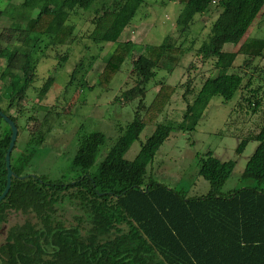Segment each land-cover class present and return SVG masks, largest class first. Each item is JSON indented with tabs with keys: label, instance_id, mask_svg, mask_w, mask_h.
Returning <instances> with one entry per match:
<instances>
[{
	"label": "trees",
	"instance_id": "trees-1",
	"mask_svg": "<svg viewBox=\"0 0 264 264\" xmlns=\"http://www.w3.org/2000/svg\"><path fill=\"white\" fill-rule=\"evenodd\" d=\"M11 1L0 0V18L4 15L2 6ZM96 1L22 0L16 21L8 27L10 38L16 42L10 44L8 39L0 45V59L6 61L0 83L9 79L0 91V111L17 128L9 158L13 176L8 193L0 201V264H264V111L258 133L243 137L235 150L240 154L249 141L258 143L240 177L254 180L256 186L221 195L235 161L221 162L212 153L200 158L198 169V175L209 183L206 195L187 197L146 175L148 164L169 134L193 131L212 97L229 100L245 90L251 95L243 100L253 111L259 108L260 88H251L255 75L249 73L244 80L243 75L229 70L238 55L243 56L245 67L264 59V38L243 40L264 7V0H173L186 9L181 33L212 6L218 10L205 40L194 53L203 62L212 61V71L197 92L190 89V80L186 81L182 120L156 123L176 91L163 77L156 81L157 90L142 116L135 114L93 171V159L105 143L101 132L79 138L71 168L80 174L72 182L45 181L25 172L49 130L39 125L17 151L19 133L25 131L18 120L25 114L26 91L36 77L37 55L57 57L65 63L67 56L59 50L74 41V26L68 18L71 13L89 10ZM142 3L144 0H117L113 7H103L92 20L90 41L116 45L106 54V65L98 76V85L104 89L110 80L108 70L116 72L114 59L122 64L133 47L130 43L120 44L119 38ZM227 44L238 48L226 52L223 47ZM189 50L167 40L144 46L131 63L128 77L134 85L123 93V98H145L146 84L157 71L165 69L169 74L178 61L174 54L180 58ZM52 51L55 53L50 55ZM89 67L90 63H77L67 84H72L77 75L82 80ZM52 84L50 76L43 81L38 100L45 97ZM81 84L84 86L83 81ZM11 109H16V116L9 112ZM32 120L36 119L30 116L26 122ZM42 123H48L46 114ZM153 123V132L132 162L123 172L117 171L130 145L146 125ZM10 134L0 116V194L6 184L4 161Z\"/></svg>",
	"mask_w": 264,
	"mask_h": 264
},
{
	"label": "rangeland",
	"instance_id": "rangeland-1",
	"mask_svg": "<svg viewBox=\"0 0 264 264\" xmlns=\"http://www.w3.org/2000/svg\"><path fill=\"white\" fill-rule=\"evenodd\" d=\"M21 1L12 0L2 6L4 15L0 18L1 46H4L8 39L10 44L16 42L10 38L12 35L8 27L12 21H16V10ZM116 1L97 0L89 10L70 14L67 22L74 26V41L59 50V53L65 52L67 56L65 63H61L57 57L42 58L37 55L36 77L33 86L26 91L23 102L25 114L18 120L20 126L25 127V131L19 133L17 151L21 150L29 134L39 125L49 130L25 169L28 174L37 175L50 182H72L80 174V171L71 168V160L77 150L79 138L90 132H101L105 136V143L93 159L90 172L93 171L120 136L121 130L133 120L135 114L142 116L157 90V80L162 81L165 77L167 84L176 87L170 101L157 118L156 123L159 124L180 122L186 106L182 98L186 90V81L190 80V89L197 92L210 75L212 61L203 62L200 58H196L194 53L205 40L206 33L218 14L216 7L212 6L208 13L196 17L195 22L181 33L179 28L186 12L182 4L173 0H144L119 38L120 44L130 43L133 47L128 54H123L125 60L122 64L114 59L116 72H112V69L108 70L110 77L108 88L104 89L102 85H98V76L106 65V54L113 52L116 45L93 44L88 35L93 29L92 20L103 10V7L111 8ZM255 18L243 40L264 38V7ZM165 40L173 43L175 47H190V50L180 58L178 54H174L178 61L169 74L165 69L157 71V74L146 84L145 98L125 100L123 93L134 85L133 80L128 77L131 63L144 46L161 44ZM237 48L238 46L227 44L224 45L223 50L231 52ZM54 53L52 51L50 55ZM80 61L90 63L87 73L82 80L77 75L72 84H67L74 67ZM242 62L243 56L238 55L229 72L243 75L244 80L249 73L255 75L251 88H260L257 94L261 99L259 108L253 111L243 100L251 95L245 90L236 92L229 100H224L221 96L212 97L193 131L169 134L146 168L148 178L187 197L206 195L209 183L198 175V169L200 158L212 153V156L221 162L235 161L230 177L219 192L221 195L225 196L229 191L241 187L256 186L254 180H242L240 177L248 157L252 155L258 143L249 141L240 154L235 150L243 137L258 133L262 125L264 59L253 61L250 67L243 66ZM5 65L6 61L0 59V72ZM255 66L256 70H254ZM49 76L53 78V84L45 97L38 100V88ZM8 83V78L0 83L1 92ZM188 98L191 100V96ZM15 111L16 109H11L9 112L16 116ZM45 114L48 123L41 124ZM30 116L36 120L26 122L27 117ZM154 128L155 123L143 128L138 138L123 155L116 167L117 171L123 172L128 167ZM18 219L23 218L18 216Z\"/></svg>",
	"mask_w": 264,
	"mask_h": 264
},
{
	"label": "water",
	"instance_id": "water-1",
	"mask_svg": "<svg viewBox=\"0 0 264 264\" xmlns=\"http://www.w3.org/2000/svg\"><path fill=\"white\" fill-rule=\"evenodd\" d=\"M0 116L8 124V127L10 128V131H11L8 148L5 152V161L4 162H5V167H6V184H5L4 190L0 194V201H1L9 191L10 184H11V178L13 176V172L10 169L9 158H10V153L14 147V144H15V141L17 138V128H16L14 122L11 119H9L6 115H4L1 111H0Z\"/></svg>",
	"mask_w": 264,
	"mask_h": 264
}]
</instances>
